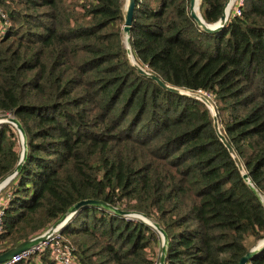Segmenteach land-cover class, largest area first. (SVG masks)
<instances>
[{
	"label": "trees",
	"instance_id": "16d2710c",
	"mask_svg": "<svg viewBox=\"0 0 264 264\" xmlns=\"http://www.w3.org/2000/svg\"><path fill=\"white\" fill-rule=\"evenodd\" d=\"M125 0H0V113L21 123L27 153L0 190V253L42 234L74 203L144 213L167 234L164 264H238L264 237V208L198 100L173 94L128 62ZM225 0H200L207 23ZM189 0H135L130 48L166 83L213 101L221 129L264 198V0H244L216 33ZM19 136L0 124V181ZM8 195V197H7ZM61 234L79 264H158L159 233L101 207ZM251 239V243L247 241ZM15 264H54L48 251ZM248 264H264V247Z\"/></svg>",
	"mask_w": 264,
	"mask_h": 264
},
{
	"label": "water",
	"instance_id": "95a60500",
	"mask_svg": "<svg viewBox=\"0 0 264 264\" xmlns=\"http://www.w3.org/2000/svg\"><path fill=\"white\" fill-rule=\"evenodd\" d=\"M199 4L198 3V13L195 10V0H189L188 3V12L191 18L194 20L196 25L204 32L206 33H216L220 31L224 25L227 22V15L229 11V4L230 0H225L224 7L221 16L219 19L214 23H207L202 18L200 12H199ZM135 7V0H125L124 6H123V24H122V37L124 42V47L126 50V56L128 59V62L130 65L133 66L137 70V72L140 75H143L147 78H150L153 80L159 87L163 88L164 90L171 92L173 94H177L180 96H184L187 98L195 99L203 103L206 108L208 109L211 119H212V127L213 130L220 140V142L224 145V147L227 149L230 157L234 161L242 179L245 181V183L248 185L251 192L254 194L255 197L258 198L260 203L262 204L264 208V198L259 194L257 189L252 184L251 180L249 179L248 173L245 170V167L240 160L239 156L237 155L234 148L229 143L227 137L225 136L224 132L221 129V125L219 123V119L217 116V112L214 106L213 101H211L210 97L206 95L204 92L201 91H190L185 90L179 87L172 86L165 81H163L160 77H158L156 74L148 71L145 67L140 65L134 58L131 48H130V30L132 27V19H133V11ZM228 9V11H227ZM2 123H8L11 124L17 131L21 143V152H20V158L13 169V171L7 175L3 180L0 181V189L7 184V182L15 176L23 162L26 159V153H27V145H26V135L25 131L19 122V120L10 113H0V124ZM86 206H95V207H101L107 212L115 213L119 216H122L126 219L136 218L142 220L144 223L150 225L152 228H154L160 235L161 238V251L159 255L158 264H164L165 262V254H166V245H167V234L165 231L161 228V226L155 222L152 221L150 218H148L144 213L135 211V210H124L120 209L118 207H115L111 204H108L101 200H95V199H84L80 200L76 203H74L69 209L61 216L59 217L55 222L51 224V226L46 229L42 234L33 237L27 241L22 242L21 244L17 245L14 248L8 249L7 251L0 253V263L10 259L12 256L27 250L29 248H32L39 244L40 242L46 240L50 234L56 229V228H63V226L70 220V218L82 207ZM264 247V237L263 239L257 241L238 261V264H248V262L258 253L260 252Z\"/></svg>",
	"mask_w": 264,
	"mask_h": 264
},
{
	"label": "built area",
	"instance_id": "2783aa9c",
	"mask_svg": "<svg viewBox=\"0 0 264 264\" xmlns=\"http://www.w3.org/2000/svg\"><path fill=\"white\" fill-rule=\"evenodd\" d=\"M243 3L244 0H233L228 11L227 19L232 16L240 15L241 7ZM7 23H8L7 14L2 8H0V32L2 31L3 26ZM3 201L4 199H0V232L2 231L3 210L1 208V205ZM131 219H136V218H131ZM61 230L62 228H56L46 240L40 242L39 244H37L32 248H29L12 256L10 259L0 264H15L18 261L27 260L31 257H36L45 250L48 251L49 257L54 262V264H79L75 259L73 253V249H74L73 245L70 243V241L67 238H65L61 234Z\"/></svg>",
	"mask_w": 264,
	"mask_h": 264
},
{
	"label": "bare ground",
	"instance_id": "6f19581e",
	"mask_svg": "<svg viewBox=\"0 0 264 264\" xmlns=\"http://www.w3.org/2000/svg\"><path fill=\"white\" fill-rule=\"evenodd\" d=\"M232 1L233 0H230L229 8H230V5H231ZM198 3H199V0H195V10H196L197 13H198ZM227 11H228V9H227Z\"/></svg>",
	"mask_w": 264,
	"mask_h": 264
},
{
	"label": "rangeland",
	"instance_id": "374dc122",
	"mask_svg": "<svg viewBox=\"0 0 264 264\" xmlns=\"http://www.w3.org/2000/svg\"><path fill=\"white\" fill-rule=\"evenodd\" d=\"M16 130V129H15ZM17 131V130H16ZM17 133H18V131H17ZM19 136V135H18ZM20 140V139H19ZM21 144V143H20ZM140 220V219H139ZM252 241H251V239H249L248 241H247V243L248 244H250Z\"/></svg>",
	"mask_w": 264,
	"mask_h": 264
}]
</instances>
